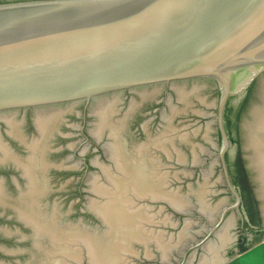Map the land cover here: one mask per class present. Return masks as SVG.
Returning <instances> with one entry per match:
<instances>
[{"label":"water","instance_id":"water-1","mask_svg":"<svg viewBox=\"0 0 264 264\" xmlns=\"http://www.w3.org/2000/svg\"><path fill=\"white\" fill-rule=\"evenodd\" d=\"M263 74L264 0L0 2V165L21 166L29 180L28 190L16 202L4 194L0 183V206L16 210L31 227L34 242L30 254L0 253V260L4 264H264V234L253 232L244 222L239 211L243 199L225 165L230 141L223 117L227 101L246 92ZM195 79L210 80L219 88L223 178L236 202L219 187V175L212 177L213 167L202 169L203 181L192 177L195 171L179 165L163 170L159 160L149 158L153 150L184 163L193 159L192 153L197 155L196 130L200 137L214 138L211 130L208 133L205 127H195L190 117L179 116L193 98L204 102L199 87L188 93L173 86L175 105L170 113V103L161 104L169 115L154 137L147 135L149 142L136 133L140 119L127 120L136 106L117 115L122 102L115 93ZM159 91L140 93L142 102ZM170 92L162 97L168 100ZM203 97L211 107L218 95L205 92ZM259 97L246 125V148L264 218V80ZM95 99L99 100L93 111L84 106L50 108L37 110L35 118L41 138L52 136L63 118L73 124L86 117L85 125L96 119L92 135L97 141L108 133L110 183L92 187L99 198L89 204L97 217L90 229L80 217L63 220L60 213L69 209L70 202L59 203V215L56 210L45 214L38 199L45 188L34 182L32 169L34 157L38 168L45 166L38 158L45 146L27 145L30 157L20 161L3 142L2 133L7 130L20 137V131L33 130L31 123L25 129L20 117L5 113ZM154 130L156 124L149 133ZM126 135L131 144L144 143L131 147ZM74 192L75 187L64 188L66 194Z\"/></svg>","mask_w":264,"mask_h":264},{"label":"flooded vegetation","instance_id":"flooded-vegetation-1","mask_svg":"<svg viewBox=\"0 0 264 264\" xmlns=\"http://www.w3.org/2000/svg\"><path fill=\"white\" fill-rule=\"evenodd\" d=\"M263 80L264 74L257 77L251 86L246 90V92L239 96L231 97L225 105L223 115L224 127L230 141V146L224 156L225 165L227 167L231 182L237 187L242 196L243 202L239 208V211L242 212L241 214L244 216V222L248 224L249 228L253 232L259 234H264V218L262 214L261 202L257 195L256 184L253 180V177L255 176L249 169V151L246 148V125L252 118L251 114L254 106L260 101L259 94ZM173 86L183 87L188 93H191L194 88L199 87V95L203 98L204 102L196 97L193 98V104L190 106L187 112H182L179 116L190 117L189 121L194 122L193 125L195 127L202 128V130H204L205 127L207 128L208 133L211 130L210 132H212L214 138L209 140L206 138V136L200 137V130H196L197 134L195 136L198 135V140L200 139V143L194 146L197 155L195 156L192 153L193 159L187 158V161L184 163H178L175 161V159L170 160L165 153L160 151L151 150L149 153V158L152 160H159L163 170H172L176 167V165H179V168L182 167V169L195 171L196 173L192 177H196L197 180L203 181L204 176L202 175V169L213 167L212 177H215V175L217 177L219 175V178L222 180V182L217 180L219 187L221 186L224 188L221 190H226L224 194L227 193L230 195L227 197L229 200H235L236 202V198L228 189L223 178L224 165L221 152L224 139L218 123L221 95L219 88L214 82L204 79H195L173 82L172 84L151 85L148 87H141L123 91L121 93H115L113 96L120 98L122 102V107L118 111L117 115L119 112H123L125 115L136 106L133 109V113H131L127 120L133 119V123H138L139 119L140 121L142 120L141 124L140 121L138 123L136 133L145 137V142H149V140L154 137L157 132L165 125L164 116L169 115L165 114V110L163 111L165 107L161 108V104L165 105L170 103V105H168L170 113L171 107H174L175 105L174 102L176 99L174 95L177 92L174 90ZM155 88H159L160 91L155 94L153 98L142 102L140 93L144 91L150 92ZM168 91H171V95L167 96L168 100H166V98L162 96ZM174 92L175 94H173ZM205 92L218 95L215 103L212 104L213 106L211 107L208 106L211 104H207V99L203 97ZM103 98L105 99L106 97L99 99ZM99 99L92 100L89 103L81 102L71 106L70 104H62L40 109L20 110L5 113L14 114V117H20L23 128L25 129L26 127L28 128V124L31 123L33 130L20 131V137L11 136L7 130H4L2 133L4 135V138L2 139L3 142L20 161H27V159L30 157L27 145L37 142L45 146L44 154L41 155V157L38 156L39 161L41 160L44 162L45 166L43 165V167L38 168L36 160L37 157H34V166L32 167L34 175L37 177L34 182L43 185L45 188L44 193L38 198L40 200L41 208L45 214H52L53 211L56 210L59 215V203L70 202L69 209L60 213L63 216V220L71 218L76 219L75 216L78 218L80 217L86 221L88 224L87 227L90 229H94L93 224L95 223V220H97V217L88 209L89 204L91 200H96L99 198V195L92 191V187L96 185V183L100 185H109L110 183L109 177L113 163L105 150L107 149L108 143L110 142V139L107 136L108 133H105L103 138L100 141H97L92 135V129L94 127L93 124L96 119L93 120L92 123L85 125L84 123L86 117L82 118L81 122L73 124H68L69 119L63 118L61 123L58 125V130L51 133L52 136L41 138V134L37 131L35 126V118L37 116V110H47L50 108H65L66 110H69L84 106L85 111H93L92 109L94 106H96V104H98L97 100ZM130 100L131 102H129ZM180 104V107L182 108L183 103L180 102ZM243 110H245V115H242ZM117 115L114 117H117ZM158 120H163L162 124L161 122L159 124L157 122ZM154 124H156V130H154L151 135L149 133V129ZM144 125L147 126V131L144 130ZM65 128H69L71 131H64ZM147 135H149L151 138L147 137ZM126 138L129 141L127 135ZM141 143H144V141L135 144H131L129 141L131 147H134V145H140ZM184 145L189 148L191 147L192 150V146L188 144ZM172 151L173 157H175L176 155L174 150ZM207 151H209L210 154H207ZM162 161H165L166 163H163ZM0 183L3 185L4 194L16 202L20 200L21 194L28 190L27 187L29 180L24 175V170L21 168V166L7 164L0 165ZM241 183L243 185L247 184L249 187V190L245 194L242 191ZM65 187H75V192L71 195L68 193L66 194L64 193ZM230 206L232 205H229V207ZM243 211L246 212L248 219L245 218ZM251 215L255 220L254 222L251 220ZM259 219L262 220L261 224L258 221ZM1 222L7 223V226L0 224V253L9 257H13L16 255H21L22 253L30 254V252L34 250L32 229L18 217L17 212L13 207L4 208L0 206V223ZM22 245H24V248L26 247L29 249L26 251L15 250L17 246ZM13 263L18 264V262ZM0 264L4 263L0 260ZM19 264H27V261Z\"/></svg>","mask_w":264,"mask_h":264},{"label":"trees","instance_id":"trees-1","mask_svg":"<svg viewBox=\"0 0 264 264\" xmlns=\"http://www.w3.org/2000/svg\"><path fill=\"white\" fill-rule=\"evenodd\" d=\"M241 188H242V191H243L244 194L249 190V187L247 186V184L243 185V184L241 183ZM251 220H252V222L255 221L254 218H252V215H251ZM250 248H251V247H250ZM245 249H246L245 251H247L249 248H248V249L245 248Z\"/></svg>","mask_w":264,"mask_h":264},{"label":"rangeland","instance_id":"rangeland-1","mask_svg":"<svg viewBox=\"0 0 264 264\" xmlns=\"http://www.w3.org/2000/svg\"><path fill=\"white\" fill-rule=\"evenodd\" d=\"M7 1L11 2V1H22V0H0V2H7Z\"/></svg>","mask_w":264,"mask_h":264}]
</instances>
